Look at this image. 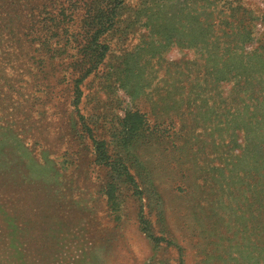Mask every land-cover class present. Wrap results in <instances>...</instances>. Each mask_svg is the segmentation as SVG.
Instances as JSON below:
<instances>
[{"label": "rangeland", "instance_id": "1", "mask_svg": "<svg viewBox=\"0 0 264 264\" xmlns=\"http://www.w3.org/2000/svg\"><path fill=\"white\" fill-rule=\"evenodd\" d=\"M93 1L0 0V264H264V218L256 212L249 184L248 193L233 196L222 186L232 167L216 161L213 173L204 156L191 162L186 153L179 154L191 142V156L198 135L158 138L152 129L135 138L125 162L141 191L116 187V176L97 161L95 150L96 142L103 143L105 156L122 158L120 139L127 135L122 120L136 109L151 116V125L172 117V131L187 132L211 110L221 125L226 118L219 110L225 106L235 118L243 116L247 111L233 110L232 100L235 87L244 82L246 103L254 106L261 127L247 144L242 135H234L231 154L245 171L264 173V0H155L158 8L151 0H124L121 21L127 25L120 23L119 30L127 31L104 37L108 54L77 85L81 94L75 104L79 50L94 31L84 28L83 20L95 14ZM109 1L98 0L102 11ZM242 13L252 26L240 37L242 69L230 64L215 90L204 88L209 83L202 81L203 61L196 52L176 46L155 51L165 46L161 35L182 42L204 38L216 30L212 22ZM148 19L151 27L144 28ZM135 54L148 64L144 94L163 85V94L181 88L183 95L172 104L177 109L184 103L180 110L168 111V118H156L159 109L133 94L141 88L138 75L122 79L127 72L120 65L135 64ZM169 63L187 67L167 77ZM198 139L206 154L213 143L224 151L228 142L226 135Z\"/></svg>", "mask_w": 264, "mask_h": 264}, {"label": "trees", "instance_id": "2", "mask_svg": "<svg viewBox=\"0 0 264 264\" xmlns=\"http://www.w3.org/2000/svg\"><path fill=\"white\" fill-rule=\"evenodd\" d=\"M151 2L154 5V7H157V8L159 7V3L155 2V0H151ZM98 4H99L98 0H94L91 3V12L93 11L95 12V14L90 15L86 17L85 20H83V23L85 25L84 28H87L88 30L94 29V31L92 32V34L87 33L86 46L82 47L79 50V54L81 55L82 53V56L80 60L77 62V68L80 71V77L74 81V85L76 88L75 91L77 94L75 104H78L80 100L79 97L81 94L80 88L77 85L81 81L86 79L87 77L94 74L97 68L104 62L108 54L109 46L107 42L105 41L106 38L104 37L113 36L117 33L119 35H124L125 32L127 31V30L126 31L123 30L122 32L119 30V27H120L119 24L122 23L121 10L126 5L124 3V0H110L109 2H107L106 12L102 11V9H100V6ZM200 9H205V8L200 6ZM156 13L157 15H159L160 10H157ZM231 15L234 16L233 14ZM231 15L229 14L228 16L229 20L225 21L223 19H220V20L218 19V22L215 24H213L214 22H212V25L214 26L216 30L212 34H209L207 35V37H204V38L200 35L195 36V37L193 36L189 39L184 40V42H182V40L180 41L173 40L172 38L166 35L165 36L161 35V37L158 35L160 39H163L165 41V46L161 45L159 42L160 45H158L157 48H155V51L158 53V50H160L161 48L169 49V47L176 46L181 49H187V50H192L196 52L198 56L202 58V61H203L204 70L201 75L202 81L203 82L207 81L209 83L204 88L209 89V90H215L216 86H218L220 82L225 81L226 79L225 76L227 75L228 71H230V67H229L230 64H233L237 68L239 67V65H241V69H242V62H244V57L243 55L240 57V52L242 50L241 43H240V37L243 34L248 35L249 30L252 28L251 24L250 23L248 24L247 21L244 20L245 14L242 13L239 16H234V20L232 22L233 25L232 23L227 22V21H230V17H232ZM148 22H149V19L145 23L146 26L143 25L144 28L151 27L149 26ZM34 23H30L28 27L31 26V24L32 26H34ZM225 24L226 26H229V27H226ZM122 25H127V20L123 21ZM231 25L233 26L232 29H235V32H231L230 30V27H232ZM160 26L161 25H158L157 27L160 28ZM162 30H163V27H161L159 31H162ZM159 31H156V32L158 34H162V32H159ZM250 36H251V33H250ZM231 44L233 45L231 46ZM44 45L45 44H43V46ZM23 48H24V45L21 48V52ZM132 58H133L132 62L134 60L136 63L132 64V66H130L129 68L126 62H124L120 66L125 67L124 72H127V74L123 75V78H122L123 80L128 81L129 76H135V77L137 75L139 76L138 80L140 81L141 88L138 91H135L133 94L139 97L143 96V98L146 97V99H148V101L150 102V105L152 106L151 108L153 110L156 108L159 109L158 112L159 113L161 112V113L156 118H159V119L168 118L166 115L168 111L178 110V109L180 110L182 103H184V101H181L177 104L178 106L177 109L174 108V105L172 103L175 101V96L181 97L183 95V92H180L181 88H174L173 90L165 89L166 90L165 94H163L164 92V85H163L162 89H158L157 87H155L153 88V90H151L149 95L144 94L145 92L142 89V86L144 87L149 86V83L148 82L146 83L145 81L148 78L146 77L143 78L144 69L146 72V70L148 69V64L141 62L142 59L140 60V57L138 54L132 55ZM179 67H182V68L177 70V68ZM186 67H187L186 63H184L183 65H179L175 63L166 64L167 74L165 73V76L167 77L171 76L172 72L178 75L179 71H183L184 68ZM173 68H175L176 70H171ZM238 84H239V81H238ZM176 87H180V86L178 85ZM191 90L193 92L192 93L190 92V93L194 95L196 98H199V96H196L198 92L193 89ZM160 91H162V95L159 93ZM234 91L236 92L237 96H235L234 100H232L233 101L232 107L235 108L233 110L243 109V111L245 112L247 111L246 114L235 118L234 115L231 113L232 110L227 109V107L225 106L219 110L224 113L223 116L224 118H226V120H224L221 125V122L218 120L219 114L211 110L209 116H203V117L199 116L200 118L198 117L201 120V123L199 125L197 123L195 127L193 128V130H191L190 132L183 131V130L172 131V126L174 124L172 117H171V121L169 120L159 121V122L155 121L153 125H151V123L149 122V119L151 116L150 115L148 116V114L146 113L140 112L138 109H136L133 112L126 113L122 122L124 126V134H127V135L125 136L126 138L123 137L120 139L122 142V145L120 146V151H118V155L122 154V158L113 160V159H110L109 156H105L103 152V149L105 148L104 144L96 142L95 150L97 151L98 157L100 159L97 161L98 162L103 161L104 162L103 166L108 167L111 170L109 171V173L112 174V177L116 176L117 181L113 182V184L116 187H123V186L131 185L132 187L136 189V191H141L139 190V186L136 183L137 181L134 179V176L129 172V168L126 165L125 160L127 157L128 158L127 160L130 161L129 157L131 156V150L133 149L132 142L136 139L139 140L140 138H142V136L146 132H152L154 130L158 134L157 135L158 138H164V137L169 138L170 135H182V134H187V135L196 134L198 135V137H200L202 135L208 134L212 136L217 135L221 139L222 135H226V137L228 138V142L224 144L226 145V147L222 146V148H224V151L219 146L213 143L211 146H209L206 149L210 151V154H206V151H205L206 146H203L202 145L203 143L201 144V141L203 142V140L202 139L199 140L197 137L195 138L196 143H194L195 148H190L193 150V152L191 153V156L190 154L187 153L188 145L191 142H188V144L184 146L183 148H179L178 152L179 154H180V151L181 153H186L188 157H191L192 159L191 162L197 161L201 159V157L204 156V158L208 162V169H211L213 173L216 170L214 166H212V164L215 163L216 161L219 162L220 160H223L224 164H227L228 166L232 167L227 172L229 182H223L222 186L223 187L226 186L227 187L226 192L230 193L233 196L234 194L238 192H240L241 193L240 195L243 196L245 194L244 192H247L248 187L250 186V189H249L250 192L251 193L254 192L255 193L254 196L256 197L255 198L256 204H257L256 212L263 219L264 218V173L261 174V172L256 171L257 168H252L250 170L245 171L240 158L237 156L233 157L231 154V152L235 150L236 146L230 140L231 138L234 137V135L238 136V134H240L244 138L243 142L247 144V142H249V139H250L249 135L254 134V132L258 130L259 129L258 127H261V125H260V121H259L257 113H255L253 116L252 110L254 106H250L249 104L246 103L245 98L248 93L247 85L243 82L242 84L237 85ZM149 96L151 97L150 99H149ZM129 97L131 98L132 94L129 93ZM153 98H155V100H153ZM256 100L258 101V99ZM187 101L188 100L185 101V104L187 103ZM249 107H250V110H248ZM255 108H256L255 112H257L258 111L257 105L255 106ZM231 121H233L234 124L232 125L234 126L230 125ZM214 123H217L216 127H213ZM219 125L222 126L220 129L217 128ZM162 126L164 127L162 128L161 131H159V127L161 128ZM154 133H151L149 135H152ZM187 140L188 139H185V144ZM169 147L170 149L174 148V144H169ZM222 154H225V156L222 157ZM121 160H123V162ZM131 161L136 162L137 166L142 165L139 162V160L135 157H133ZM111 182L108 181L109 188L112 185ZM115 186H114V189H116ZM215 187L218 190L220 189V183H218V181L216 182ZM209 193L211 195V192ZM251 203H252V200H251ZM252 206L253 205L250 203L246 205L247 209H250ZM143 223L146 224V228L144 229L146 230L149 229L147 222L143 221ZM261 226H262L261 224L258 226L259 229L261 228Z\"/></svg>", "mask_w": 264, "mask_h": 264}]
</instances>
